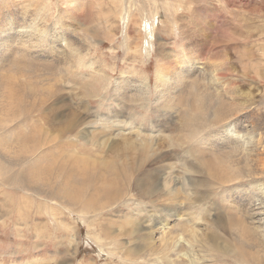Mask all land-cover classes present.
<instances>
[{"label":"rangeland","instance_id":"374dc122","mask_svg":"<svg viewBox=\"0 0 264 264\" xmlns=\"http://www.w3.org/2000/svg\"><path fill=\"white\" fill-rule=\"evenodd\" d=\"M0 1V25L7 14L12 17L16 28L28 29L33 24L47 28L48 35L43 40L36 35L33 37L31 30L26 40L12 37V53L22 55L16 60H29L32 65H50L55 68L52 75L43 74L41 77L37 74L28 75L27 72L23 74L11 69L12 67H7L3 72V76L13 77L19 84L30 80L36 87L37 99L33 101L36 105L26 109L24 113L27 119L18 127V131L25 134L32 133V130L42 132V140L38 143L39 151L30 156V162H34L41 153L51 156L56 163L77 154L90 158V161L86 160L89 174L98 170L95 162L102 157L97 154L99 148L92 146L90 138L85 137V130L79 134L63 132L74 113L94 122L91 126L103 133L111 132L112 129L108 126L115 121L113 130L122 128L121 133H129L134 127H142L147 134L164 128L165 133H161L156 139L160 140L164 151L171 157L173 172L181 178L185 177L184 168L188 165L194 168L200 166L195 155L186 154V147L203 150L206 144L203 141L219 142L218 134L224 130V126L237 122L238 118L245 120L246 116L251 120L254 117V121L264 124V0H78V4L73 0ZM167 2L173 4V7L166 6ZM5 5L8 7H4ZM126 13H130L129 20L123 21L122 16ZM153 26L154 29L150 32L149 28ZM64 33L67 34L65 37L70 36L67 43L61 39ZM73 45L76 50L83 52V63H80L77 53L73 52ZM140 46L142 47L138 48ZM181 46L190 56H197L202 68L210 66V58L216 63L225 61L229 66L226 79L228 88L236 90L239 103H243L239 110L252 105L240 113L236 112L237 118L233 116L232 122L230 120L228 124L217 126L210 125L215 102L210 101L208 104L205 100L209 110H206L205 117H201L203 125L200 127L203 128H200V134L192 132L190 136L189 133L188 139L183 141V146L186 145L184 149L174 147L167 137L171 134L176 136L179 120L177 117L174 121L171 120L173 128L172 125L169 127V116L162 115L163 112L157 110L155 102L156 72L162 66L160 59L166 55L180 54ZM163 67L171 73L176 72L173 63ZM98 69L105 72L110 81L98 74ZM122 75L126 77L125 83H129L123 93V96H128L125 99L113 88L117 86V81H122ZM43 76L56 78V86L63 94L55 93L50 97L46 83V86H41ZM206 78L203 79L206 87H203L210 89L208 91L212 93L211 96L215 94L213 97H216V93L223 89L215 87L208 76ZM145 79L149 80L151 88L148 95L150 101H147L149 104L134 96L143 93ZM99 82L102 83L97 91ZM207 82H211L210 87ZM20 88L23 102L26 103V90L22 86ZM214 89L218 91L213 94ZM238 108L235 103L231 110ZM231 110L230 112L234 111ZM22 119V116L19 117L17 123ZM166 125L169 128L166 129ZM199 144H203L204 148ZM0 149L1 156L6 157L2 155L5 148ZM206 153L218 155L213 151ZM93 158L95 160H91ZM182 158L187 161V165ZM119 159L125 161L121 173L124 187L132 171L125 167L128 158L121 154ZM139 159L143 162V159ZM14 168L13 176H17L19 169ZM146 170L151 174L155 171V166L146 164ZM56 171L59 177V171ZM139 174V170H136L133 176ZM194 176L200 177L196 174ZM205 177L203 176L201 186L193 187L189 196L182 192L187 199L183 200L179 212L187 215V210H190L188 218L196 227H200L201 222L194 219L196 215L193 214L201 213L199 217H204V212H200L194 204L202 203L213 219L227 216L228 212L234 215L238 213L236 188L241 183L215 186L214 183L210 184V178ZM37 189L11 185L0 176V264H161L158 262L161 260L159 256H146L147 252L136 241L137 234L123 235L125 229H129L124 223L126 214L141 210L140 215H132L137 224L143 221L154 225L167 219L159 209L160 205H154L148 199L141 201L135 198L125 204L111 201L112 204L94 212L85 210L89 200L83 198L77 207H70L69 210L55 196L40 194ZM87 190L88 188L85 191ZM95 203L100 205L103 202L97 200ZM166 204L168 203L163 205ZM99 208L100 206L96 207ZM202 217L198 218L199 221ZM203 223L201 228L205 225ZM228 226L226 224L223 230L216 232V239L223 249H197L183 244L185 264H260L261 253L258 249L247 247L249 240L241 239ZM262 254L264 256V251Z\"/></svg>","mask_w":264,"mask_h":264},{"label":"bare ground","instance_id":"6f19581e","mask_svg":"<svg viewBox=\"0 0 264 264\" xmlns=\"http://www.w3.org/2000/svg\"><path fill=\"white\" fill-rule=\"evenodd\" d=\"M73 2L78 4V0H73ZM168 5L173 7V4L170 2L166 3V6ZM4 7L8 6L5 5ZM129 16L130 13L124 14L122 20H129ZM12 22V17L6 14L3 24L0 25V147H4L6 150L2 152V155L6 157H2L0 154V176H2V179L15 186H27L28 189L36 187L40 194L55 196V198L62 201V204L67 206L69 210L73 207H77L83 198L89 200L85 210H92L94 212L102 209L103 206L112 204L111 201L125 204L134 201L135 198L141 201L148 199L151 203H154V205H160L159 209L167 216V219L164 218L165 220H160L154 225L145 224L143 221H137L140 223L137 224L134 223L135 219L132 215H140L141 210L129 215L126 214L124 216V223L129 226V229H125L123 235L124 233L125 235L127 233L128 236L137 234L138 237L136 241L141 244L147 252L146 256L149 258L159 256L162 261L159 259L158 262H161V264H185L186 256L183 254V244L190 245L193 248L197 247V249H223L221 243L216 239V232H219L220 229L223 230L226 224L229 225L228 228L232 233L243 240H249L247 247L258 249L261 253V258L258 263L263 264L264 124L254 121V117H251L252 114L251 116L249 115L252 118L251 120L245 116V120L238 118L237 122H233L232 124L227 123L230 120V122H232L234 119L232 118L233 116L237 118L238 112L240 113L242 110L251 108L252 105L244 106V109L239 110L243 103H239L236 90L230 89V87L228 88L226 79L229 66L226 65L225 61L216 63V61L210 58V63L212 62L210 66L208 68H202L197 56H190L187 54L185 48L181 46L182 49L179 51L180 54L172 56L164 55L165 58H163V56V59H160L162 66H160L156 72L157 79H155L157 83L156 86H154L156 93L155 102L156 106H158L157 110L163 112V114H161L165 117L169 116L170 121H174L176 117L179 120V127L176 129V133H178L176 136H172V134L167 136L171 141L170 144H173L174 147H185L186 145L183 146V141L188 139L189 133L190 136L192 132H199L200 134V128H203V126L200 127V125H203L201 117H205L207 113L206 110H209L207 105L211 103L210 101L215 102V106L211 112L210 125L220 126L225 123L228 124L224 126V130L218 134L220 135L218 138L220 139L219 142L207 143L208 141L202 140L206 143L204 144L205 148L203 144L199 145H202L205 150L201 146L200 147L204 151L191 146L185 149L183 148L187 155L193 154L196 156L200 166L194 168L188 165L186 167L187 161L182 158L185 161L184 164H186V168H184L185 177L181 178L173 172L174 163L171 162V157L164 151V148L159 142L160 140L156 139L161 133H165L164 128L158 131L156 130L159 133L149 132L150 134H147L142 127H134L129 133H121L123 131L122 128H115V130H113V125L116 123L115 121L110 122L113 125L108 126V128L112 129L110 130L111 132L103 133L98 131L97 127L91 126L94 122L87 121L74 113L70 121L66 123L63 132H65V134L68 132H76L79 134L85 130V137L90 138L92 146L99 148L97 154L102 157L101 159L99 158L100 160L97 158L96 160L98 161L95 162L98 170H96L94 174L92 170H90L92 174H89L86 160L90 161V158L87 159L77 154L66 157V161L60 160L56 163L51 156L47 154L42 155L41 153L34 162H30V156L39 151L40 146H38V143L42 140V132L39 130H32V133L25 134L22 131H18V127L27 119L24 113L26 109H31L32 106L36 105L33 104V101L37 99L35 97L36 87L33 83H30V80V82L28 81L29 83L19 84L20 82L18 83L13 77L12 79L7 78L8 76H3V72L7 70V67H12L11 69L23 72V74L27 72L28 75L37 74L41 77L43 74L52 75L53 69L55 68L50 65H32L33 63L26 59H24L26 60L25 62H23V60H16L18 59L17 57L22 55H15V53H12L14 50L12 46L14 40L12 38L13 36L19 40H26L31 30L32 36L36 35L40 37L39 39H45L48 33L46 30L47 28L39 27L37 24L32 23L33 25L27 29V27L19 28L18 26V28H16L14 27L15 22ZM153 29L154 26L150 27L149 31L151 32ZM65 35L67 34L64 33L61 39L64 43H67L70 36L65 37ZM56 41L57 39L55 42ZM67 45L65 44V46ZM70 47L72 48V45H70ZM141 47L142 46L138 48ZM73 48V52H76L79 56L80 63H83L81 60L83 52L76 50L75 45H73ZM133 48L135 47L133 46ZM25 50L27 49L25 48ZM149 54L151 55V53ZM168 60L170 62H168ZM169 63L175 65L176 72L171 73L168 69L163 67L169 66ZM90 65L92 67L94 66L93 63H90ZM93 68L96 67L94 66ZM97 72L107 81H110L105 72L99 69ZM206 76L210 78L215 87H221L218 88L220 90L223 89L221 92L216 93V97L213 96L218 90L214 89V95L211 96L212 93L210 92V94L208 91L210 89L207 90L203 87H206V85H203V79H207ZM32 79L34 80V78ZM54 79L45 76H43L42 79L41 86L47 85L49 87L48 91L49 94H51L50 97L55 93L59 95L63 94L56 86L58 83L56 84ZM120 79H122V81H117V86L113 88H115V92L119 94L121 98H128L126 94L123 96V93L126 92L129 83H125L126 77L123 75ZM148 81L147 79L144 81V91L141 89L143 93L141 92L142 94L139 96L134 95L135 97H139L140 100H145V102L150 101L148 95L150 94L151 88ZM101 83L102 82L98 83L99 87L96 88L97 91ZM210 83H208L209 87L211 86ZM21 86L27 93L26 103L23 102L24 99L20 93ZM141 90L139 89V91ZM205 100L208 104L205 103ZM235 103L239 108L238 110L235 109L236 111L233 109L234 112L231 110V107H234ZM230 110L233 112H230ZM21 116L23 119L17 123L18 118ZM173 121L167 123L169 127L172 125ZM168 125L165 126L166 129L169 128L167 127ZM43 132L47 133L44 130ZM207 150L213 151L214 153L217 152L218 155L207 154ZM121 154L122 157L128 158L125 167L132 171L124 187H122L121 173L125 161H120L119 155ZM111 155L114 157L112 158ZM139 158L143 159V162H141ZM91 160L95 159L93 158ZM146 164H150L151 167L155 166V171L150 174L149 171L146 170ZM14 167L19 169V174L17 176H13ZM56 170L59 171V177ZM136 170H139L140 174L138 176H133ZM193 173L202 177L195 178L196 176H194L195 174L193 175ZM203 176L210 178V184L214 183L215 186H225L235 183L241 184L236 188L238 189V191H236L238 199H235V201L238 213L236 212L237 214L235 215L234 213L228 212L227 216L214 217L216 219H213L211 218V213L205 211L204 206L201 205L202 203H197L198 205L194 204L195 207L200 209V212H204V217H202V215L200 216L202 217L201 221L198 219L201 213L194 212L195 214H193L196 215L194 219H197L199 223H205L201 228V223L200 227H196V224H192L189 220L188 217L191 214L189 213L190 210H187V215L179 211L183 200L187 199L185 196H189V192L193 187L201 186V182L204 180ZM16 182L18 184H16ZM87 188L88 190L85 191ZM182 192L185 196H183ZM97 200L103 203L97 205V202L95 203ZM164 203L168 204L163 205ZM97 206H100V208L96 209ZM81 213L84 214L83 211H81ZM208 216H210V219ZM141 258L143 257L141 256ZM149 260H146V262H149Z\"/></svg>","mask_w":264,"mask_h":264}]
</instances>
